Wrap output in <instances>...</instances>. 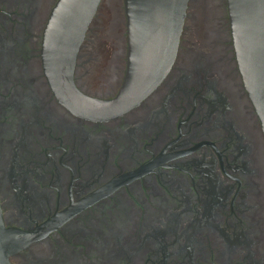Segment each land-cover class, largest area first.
<instances>
[{"label":"flooded vegetation","instance_id":"obj_1","mask_svg":"<svg viewBox=\"0 0 264 264\" xmlns=\"http://www.w3.org/2000/svg\"><path fill=\"white\" fill-rule=\"evenodd\" d=\"M56 0H0V264H264V132L226 0H187L176 53L136 105L89 119L54 95L42 32ZM100 0L72 80L114 98L127 17ZM109 2V1H107Z\"/></svg>","mask_w":264,"mask_h":264},{"label":"water","instance_id":"obj_2","mask_svg":"<svg viewBox=\"0 0 264 264\" xmlns=\"http://www.w3.org/2000/svg\"><path fill=\"white\" fill-rule=\"evenodd\" d=\"M100 0H56L42 32V62L57 99L71 112L106 119L136 105L173 62L187 0H124L128 53L124 80L112 99L88 96L72 80L76 52ZM244 87L264 132V0H226ZM10 231L0 211V253Z\"/></svg>","mask_w":264,"mask_h":264},{"label":"rangeland","instance_id":"obj_3","mask_svg":"<svg viewBox=\"0 0 264 264\" xmlns=\"http://www.w3.org/2000/svg\"><path fill=\"white\" fill-rule=\"evenodd\" d=\"M107 1H109V2H107ZM103 6L105 8V13L107 14V16L105 18V26H106L108 24L109 20L113 19V17H114V9H113L114 4H112L110 0H104Z\"/></svg>","mask_w":264,"mask_h":264}]
</instances>
